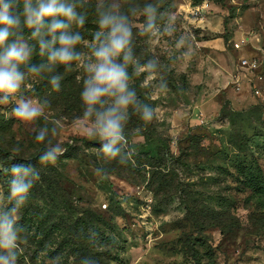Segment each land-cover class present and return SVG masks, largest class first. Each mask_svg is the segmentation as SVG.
Segmentation results:
<instances>
[{
    "label": "rangeland",
    "instance_id": "1",
    "mask_svg": "<svg viewBox=\"0 0 264 264\" xmlns=\"http://www.w3.org/2000/svg\"><path fill=\"white\" fill-rule=\"evenodd\" d=\"M204 1L84 0L90 8L76 10L87 24L68 29L82 37L80 58L20 68V91L7 103L0 96V211L12 207L13 164L30 161L38 178L17 214L16 264H264V0ZM105 11L125 16L132 34L135 104L114 158L95 115L111 99L86 116L82 97ZM150 62L152 72L137 74ZM20 100L39 117L18 119ZM52 150L55 161L42 163Z\"/></svg>",
    "mask_w": 264,
    "mask_h": 264
},
{
    "label": "clouds",
    "instance_id": "2",
    "mask_svg": "<svg viewBox=\"0 0 264 264\" xmlns=\"http://www.w3.org/2000/svg\"><path fill=\"white\" fill-rule=\"evenodd\" d=\"M148 15V30L154 27L155 9L149 6L145 9ZM85 18L80 15L76 6L66 0H0V96L4 103L15 98L25 80V74L20 71L22 66L29 64L33 49L23 42L24 29L31 30V38L39 44L41 55L48 53L50 64H68L80 57L73 49L82 37L69 33L68 29L75 23L83 26ZM100 31L95 34L96 43L92 47L94 63H89V76L85 81L82 93L85 104L88 105L86 116H91L96 105L110 98L112 106L104 111L95 112L103 151L110 157H116L119 150L116 145L123 139L122 121L130 105L135 104V94L129 91L126 65L131 61V28L127 18L113 11L100 13L98 20ZM166 28L165 31H169ZM50 37V39H45ZM60 47L56 48L55 45ZM123 56L124 64L118 63ZM154 62H150L140 71L152 72ZM37 73L40 68L32 65L29 69ZM58 87L57 80H52ZM162 88L166 87L164 85ZM15 116L22 121H33L40 115V108L32 101L20 100L13 108ZM155 116L153 109L145 106L143 119L151 121ZM42 140L43 136L37 137ZM52 150L41 156V162H54L56 152ZM9 181V202L12 207L0 211V264H16L19 231L17 214L28 202L33 187V179L38 178L34 170L25 165L13 164Z\"/></svg>",
    "mask_w": 264,
    "mask_h": 264
},
{
    "label": "trees",
    "instance_id": "3",
    "mask_svg": "<svg viewBox=\"0 0 264 264\" xmlns=\"http://www.w3.org/2000/svg\"><path fill=\"white\" fill-rule=\"evenodd\" d=\"M74 5L76 6V8H80L83 5L89 6L88 8H90V3L89 2H84V0H74ZM79 14L82 15L85 18L84 24H87L86 16L83 13H80V12H79ZM22 35L31 36V30L24 29V31L22 32ZM45 39H50V37H45ZM30 45H31V48L33 49V51H32L31 61L28 64V68H30L32 65H35V66L39 67L41 65H46L47 63H49L47 51H45L44 54L41 55L39 44L37 43V41H35V40H33L31 38L30 39ZM55 47L59 48L60 45L56 44ZM21 162H23L26 166L30 165V161H28V160H21ZM248 184H249L250 187L254 188L256 190V192H260V191L263 190V189H261L262 188L261 186L260 187L258 186L257 180L253 181V179H250Z\"/></svg>",
    "mask_w": 264,
    "mask_h": 264
},
{
    "label": "built area",
    "instance_id": "4",
    "mask_svg": "<svg viewBox=\"0 0 264 264\" xmlns=\"http://www.w3.org/2000/svg\"><path fill=\"white\" fill-rule=\"evenodd\" d=\"M210 0H205L204 2H203V5L202 6H209V4H210V2H209ZM201 10V6L198 8V12H197V14H199V11ZM201 13V12H200ZM242 64L245 66V65H247L249 68H256V67H258V63H257V61L256 60H252V61H249L248 59H243L242 61ZM258 93H260V90H258Z\"/></svg>",
    "mask_w": 264,
    "mask_h": 264
}]
</instances>
